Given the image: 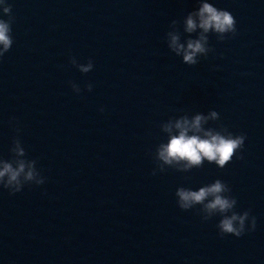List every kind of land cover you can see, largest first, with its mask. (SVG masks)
Here are the masks:
<instances>
[{"label": "water", "instance_id": "95a60500", "mask_svg": "<svg viewBox=\"0 0 264 264\" xmlns=\"http://www.w3.org/2000/svg\"><path fill=\"white\" fill-rule=\"evenodd\" d=\"M8 2L0 157L19 135L46 180L15 194L0 187V264H264V0H209L233 14L237 32L210 33L214 51L191 66L165 34L177 20L181 43L198 38L182 25L198 0ZM70 57L94 67L81 73ZM212 110L219 119L203 127L245 134L243 159L153 174L161 124ZM217 178L236 211L256 217L254 230L221 236L218 214L205 221L198 205L179 208L177 187Z\"/></svg>", "mask_w": 264, "mask_h": 264}, {"label": "clouds", "instance_id": "9594fccd", "mask_svg": "<svg viewBox=\"0 0 264 264\" xmlns=\"http://www.w3.org/2000/svg\"><path fill=\"white\" fill-rule=\"evenodd\" d=\"M198 5L182 21L185 33L192 34L200 30L198 38L189 37L186 44L181 43L178 27L181 22L177 20L171 21L169 29L172 30L165 34L168 48L177 56H182V62L190 66L196 65L201 56L206 57L210 51H214L208 43L210 33L216 34L219 41H224L237 32L236 19L229 10L218 8L209 0H198ZM0 9L8 17H0V57H3L13 44L12 23L15 17L8 0H0ZM70 61L81 73H88L94 67L91 58L87 63H78L75 57H70ZM70 83L75 92L81 91L78 84ZM86 88L91 91L92 83H87ZM100 111H104L103 107ZM209 119L218 120V112L212 110L208 115L197 112L191 119L187 115H180L179 118L170 117L167 122H163L161 130L167 133V140L161 141L155 148L153 159L157 168L153 169V174L157 169L165 171L166 167L188 172L193 168H201L205 161L224 168L233 157L243 159L240 150L244 147L245 134L234 135L223 125L219 128L203 127ZM14 127L18 134L20 128ZM9 151L10 158L0 157V187L7 189L9 194H15L22 191L25 185L39 186L45 182L42 169L37 167L36 159L28 157L19 135L13 137ZM175 196L182 210L193 209L198 205V213L205 221L218 214L220 220L217 228L221 236L232 234L240 237L246 230L251 231L256 227V217L250 216V210L236 211L237 199L231 195L229 185L219 178L198 189L177 187Z\"/></svg>", "mask_w": 264, "mask_h": 264}]
</instances>
